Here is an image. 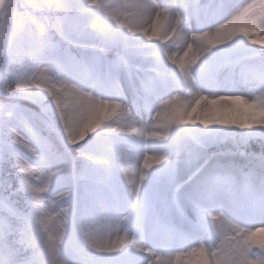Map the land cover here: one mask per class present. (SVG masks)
I'll use <instances>...</instances> for the list:
<instances>
[{"label": "snow or ice", "instance_id": "1", "mask_svg": "<svg viewBox=\"0 0 264 264\" xmlns=\"http://www.w3.org/2000/svg\"><path fill=\"white\" fill-rule=\"evenodd\" d=\"M0 264H264V0H0Z\"/></svg>", "mask_w": 264, "mask_h": 264}]
</instances>
